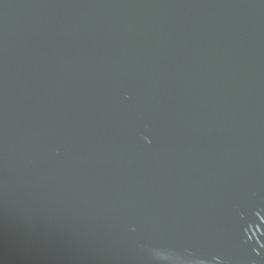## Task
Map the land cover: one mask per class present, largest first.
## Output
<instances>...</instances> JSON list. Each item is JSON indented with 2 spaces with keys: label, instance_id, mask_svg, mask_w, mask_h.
Here are the masks:
<instances>
[{
  "label": "water",
  "instance_id": "obj_1",
  "mask_svg": "<svg viewBox=\"0 0 264 264\" xmlns=\"http://www.w3.org/2000/svg\"><path fill=\"white\" fill-rule=\"evenodd\" d=\"M0 264H264V0H0Z\"/></svg>",
  "mask_w": 264,
  "mask_h": 264
}]
</instances>
